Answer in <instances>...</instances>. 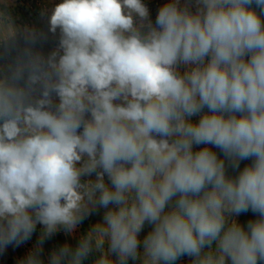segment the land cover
Here are the masks:
<instances>
[{"label": "clouds", "instance_id": "9594fccd", "mask_svg": "<svg viewBox=\"0 0 264 264\" xmlns=\"http://www.w3.org/2000/svg\"><path fill=\"white\" fill-rule=\"evenodd\" d=\"M152 3L0 0L16 264H264V0Z\"/></svg>", "mask_w": 264, "mask_h": 264}, {"label": "crops", "instance_id": "0c3cea01", "mask_svg": "<svg viewBox=\"0 0 264 264\" xmlns=\"http://www.w3.org/2000/svg\"><path fill=\"white\" fill-rule=\"evenodd\" d=\"M19 6L16 11L25 19L31 20L35 17L36 12L38 10V0H18ZM28 7L32 8V12L28 10ZM62 239V237H57L51 243H55L56 240ZM35 237L33 241H29L26 245L21 246L20 249L9 248L5 253L0 254V264H16V261L20 259V254L22 252H26L32 243H34ZM49 247V244L46 243V249Z\"/></svg>", "mask_w": 264, "mask_h": 264}, {"label": "rangeland", "instance_id": "374dc122", "mask_svg": "<svg viewBox=\"0 0 264 264\" xmlns=\"http://www.w3.org/2000/svg\"><path fill=\"white\" fill-rule=\"evenodd\" d=\"M162 2H164V0H153V3H152L153 12H155L156 7H158L159 4H161Z\"/></svg>", "mask_w": 264, "mask_h": 264}, {"label": "built area", "instance_id": "2783aa9c", "mask_svg": "<svg viewBox=\"0 0 264 264\" xmlns=\"http://www.w3.org/2000/svg\"><path fill=\"white\" fill-rule=\"evenodd\" d=\"M28 10L32 12V8L31 7H28ZM27 250V249H26Z\"/></svg>", "mask_w": 264, "mask_h": 264}]
</instances>
